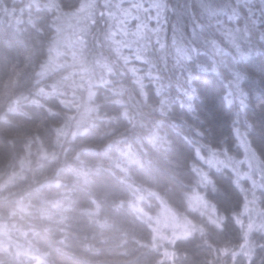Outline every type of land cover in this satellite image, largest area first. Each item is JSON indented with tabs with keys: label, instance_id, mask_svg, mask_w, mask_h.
I'll return each instance as SVG.
<instances>
[{
	"label": "trees",
	"instance_id": "1",
	"mask_svg": "<svg viewBox=\"0 0 264 264\" xmlns=\"http://www.w3.org/2000/svg\"><path fill=\"white\" fill-rule=\"evenodd\" d=\"M84 2L0 0V264H264L258 70L239 115L211 71L188 101V72L155 80L126 45L117 0ZM161 213L187 234L161 242Z\"/></svg>",
	"mask_w": 264,
	"mask_h": 264
},
{
	"label": "snow or ice",
	"instance_id": "2",
	"mask_svg": "<svg viewBox=\"0 0 264 264\" xmlns=\"http://www.w3.org/2000/svg\"><path fill=\"white\" fill-rule=\"evenodd\" d=\"M261 3L257 15L249 0H235V4L232 0H196L197 15L192 12L190 3L119 0V19L126 45L147 66L150 77L160 81L162 71L188 72L181 78L186 86L184 96L192 101L193 89L198 82L197 75L193 73L197 70L211 71L220 79L227 80L229 95L240 98L236 112L239 115L245 107L242 82L251 80L257 70L264 82V0ZM219 16H227L229 21L243 19V25L227 27L217 19ZM217 33L226 46H222ZM257 42L260 48H257ZM208 54L210 64L201 61V56ZM256 56L261 58L259 63L254 59ZM227 103L232 105L233 101L228 100ZM238 123L234 121L233 131L239 137Z\"/></svg>",
	"mask_w": 264,
	"mask_h": 264
},
{
	"label": "rangeland",
	"instance_id": "3",
	"mask_svg": "<svg viewBox=\"0 0 264 264\" xmlns=\"http://www.w3.org/2000/svg\"><path fill=\"white\" fill-rule=\"evenodd\" d=\"M96 1L97 0H85V2L79 7L77 12L85 16V14L88 13V9L92 5L96 4ZM117 2H119V0H117ZM117 24L121 27L120 21ZM197 207H195L194 209H198ZM156 218L157 219L153 224L154 234L158 239L161 240V242H172L178 238L185 236L189 230V225H187L189 224L188 222L181 221L180 219H177L170 214L161 213Z\"/></svg>",
	"mask_w": 264,
	"mask_h": 264
}]
</instances>
